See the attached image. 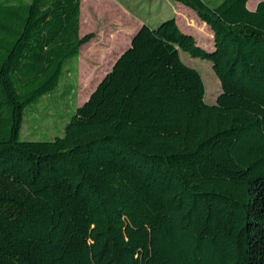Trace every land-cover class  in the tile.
Returning <instances> with one entry per match:
<instances>
[{
  "label": "trees",
  "instance_id": "trees-1",
  "mask_svg": "<svg viewBox=\"0 0 264 264\" xmlns=\"http://www.w3.org/2000/svg\"><path fill=\"white\" fill-rule=\"evenodd\" d=\"M171 1L212 51L142 24L75 106L80 0H0V264H264V0ZM60 88L62 133L27 140Z\"/></svg>",
  "mask_w": 264,
  "mask_h": 264
},
{
  "label": "rangeland",
  "instance_id": "rangeland-1",
  "mask_svg": "<svg viewBox=\"0 0 264 264\" xmlns=\"http://www.w3.org/2000/svg\"><path fill=\"white\" fill-rule=\"evenodd\" d=\"M159 1L121 0V5L152 27L172 19L179 32L194 38L197 47L206 52L212 51L216 32L211 25L204 22L193 10L178 2L168 0L169 4L165 5ZM113 4L115 5L112 0H86L85 4L83 0L84 22L81 33L84 35L92 32L94 37L91 45L82 51L81 59L85 70L81 69L78 76V83L81 81L78 102L84 100L97 77L110 68L115 52L128 44L129 34L136 29L137 22L126 17L128 15L118 10L119 7L114 8ZM180 56L185 64L200 72L205 87L204 100L208 104H214L221 92V85L212 69L210 59L183 50L180 51ZM75 78L76 75L74 79L72 77V83H75ZM63 89L60 88L54 96L43 98L38 104L40 113L47 115L38 122L37 128L34 129V137H28L27 140H50L62 133L63 121L57 117L55 107L49 108V106L55 104L53 98H57ZM23 133L25 135L31 133L27 125H24ZM23 133L20 135L21 139H25Z\"/></svg>",
  "mask_w": 264,
  "mask_h": 264
},
{
  "label": "crops",
  "instance_id": "crops-1",
  "mask_svg": "<svg viewBox=\"0 0 264 264\" xmlns=\"http://www.w3.org/2000/svg\"><path fill=\"white\" fill-rule=\"evenodd\" d=\"M112 1L115 3V5L114 4L112 5V6H114V8H116V6L119 7L120 9H118V8H116V9L121 10L123 14L128 15L126 17L130 18L131 20L133 19V20H135V22H137L136 23V25H137L136 29L134 30L133 33L129 34V42H128V44H126V46H124V48H121L118 52H115L116 54L114 56V59H113V61L111 63L110 68L106 69L101 76L97 77L95 83L91 86V89L87 93V95L84 98V100L82 102H81V100L78 102V93H79V90H80V85L79 84L81 83V81L78 83V76H79V73H80L81 69H84V66L82 64V59H81L82 58V51L85 50L86 48H88L91 45V40L89 42H87L86 44H84L83 46H81L80 55H79L78 62H77V73H76V79H75L76 85H77V96H76V104H75V106H80L87 100V98L89 97L90 93L95 89V87L97 86L99 81L103 78V76L108 71H110V69L112 68L114 62L119 57V55L130 45L131 36L140 28V26L142 24H147V23L143 22L142 20H140L137 16L133 15L131 12L127 11L126 8H124V6L121 5L122 4L121 0H112ZM259 1L260 0H248V2L246 4L247 8L250 9V10H254L255 7L257 6V3ZM85 2H86V0H84V4H85ZM159 2L164 3L165 5H166V3L169 4L168 0H166V1L165 0L164 1L160 0ZM83 22H84V19H83V0H80V22H79V34H80V36H82L81 31H82Z\"/></svg>",
  "mask_w": 264,
  "mask_h": 264
},
{
  "label": "water",
  "instance_id": "water-1",
  "mask_svg": "<svg viewBox=\"0 0 264 264\" xmlns=\"http://www.w3.org/2000/svg\"><path fill=\"white\" fill-rule=\"evenodd\" d=\"M134 34H135V33H134ZM134 34H133V35H134ZM133 35L131 36V39H132Z\"/></svg>",
  "mask_w": 264,
  "mask_h": 264
}]
</instances>
